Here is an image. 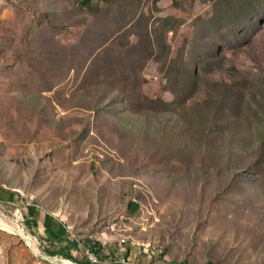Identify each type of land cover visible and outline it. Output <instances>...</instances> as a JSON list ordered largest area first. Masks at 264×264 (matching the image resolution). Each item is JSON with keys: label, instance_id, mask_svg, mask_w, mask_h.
<instances>
[{"label": "rangeland", "instance_id": "rangeland-1", "mask_svg": "<svg viewBox=\"0 0 264 264\" xmlns=\"http://www.w3.org/2000/svg\"><path fill=\"white\" fill-rule=\"evenodd\" d=\"M87 250L264 264V0H0V264Z\"/></svg>", "mask_w": 264, "mask_h": 264}, {"label": "trees", "instance_id": "trees-1", "mask_svg": "<svg viewBox=\"0 0 264 264\" xmlns=\"http://www.w3.org/2000/svg\"><path fill=\"white\" fill-rule=\"evenodd\" d=\"M44 224H45L46 231L51 230V228L55 229V221L48 215H45ZM67 256L79 262L80 264H97V263H92L89 259H87L86 261H82V260L76 259L73 255L67 254Z\"/></svg>", "mask_w": 264, "mask_h": 264}, {"label": "bare ground", "instance_id": "bare-ground-1", "mask_svg": "<svg viewBox=\"0 0 264 264\" xmlns=\"http://www.w3.org/2000/svg\"><path fill=\"white\" fill-rule=\"evenodd\" d=\"M19 232L22 233L23 235H25V237H26L28 240L31 239V235L25 233L24 231H22L21 228L19 229ZM35 248H38V247H35ZM61 258H62V257H61ZM61 261H62L63 263H65V264H74V263H71L70 261H68V260L65 259V258H63Z\"/></svg>", "mask_w": 264, "mask_h": 264}, {"label": "built area", "instance_id": "built-area-1", "mask_svg": "<svg viewBox=\"0 0 264 264\" xmlns=\"http://www.w3.org/2000/svg\"><path fill=\"white\" fill-rule=\"evenodd\" d=\"M87 256H88V259L92 262V263H95V256L90 250H87Z\"/></svg>", "mask_w": 264, "mask_h": 264}, {"label": "crops", "instance_id": "crops-1", "mask_svg": "<svg viewBox=\"0 0 264 264\" xmlns=\"http://www.w3.org/2000/svg\"><path fill=\"white\" fill-rule=\"evenodd\" d=\"M30 213H31V215H35V216H40V215H41L40 211L37 212V211H34V209H33V211H31ZM44 218H45V217H44ZM44 227H45V224H44Z\"/></svg>", "mask_w": 264, "mask_h": 264}, {"label": "water", "instance_id": "water-1", "mask_svg": "<svg viewBox=\"0 0 264 264\" xmlns=\"http://www.w3.org/2000/svg\"><path fill=\"white\" fill-rule=\"evenodd\" d=\"M28 242H29V244L32 245V241H31V239H29ZM73 262H74V261H73ZM74 263H75V264H79V263H77V262H74Z\"/></svg>", "mask_w": 264, "mask_h": 264}]
</instances>
